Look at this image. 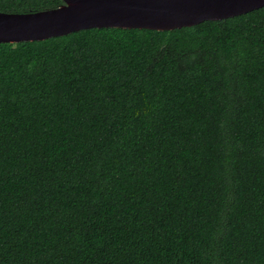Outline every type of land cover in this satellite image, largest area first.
<instances>
[{"label":"trees","instance_id":"obj_1","mask_svg":"<svg viewBox=\"0 0 264 264\" xmlns=\"http://www.w3.org/2000/svg\"><path fill=\"white\" fill-rule=\"evenodd\" d=\"M0 264H264V8L0 44Z\"/></svg>","mask_w":264,"mask_h":264},{"label":"water","instance_id":"obj_2","mask_svg":"<svg viewBox=\"0 0 264 264\" xmlns=\"http://www.w3.org/2000/svg\"><path fill=\"white\" fill-rule=\"evenodd\" d=\"M264 8V0H62L55 9L0 12V44L46 41L92 29L174 31Z\"/></svg>","mask_w":264,"mask_h":264}]
</instances>
